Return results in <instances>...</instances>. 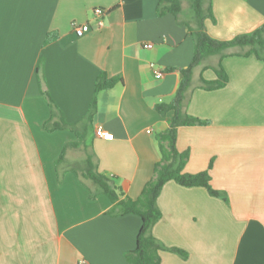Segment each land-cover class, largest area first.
Wrapping results in <instances>:
<instances>
[{
    "label": "crops",
    "instance_id": "0c3cea01",
    "mask_svg": "<svg viewBox=\"0 0 264 264\" xmlns=\"http://www.w3.org/2000/svg\"><path fill=\"white\" fill-rule=\"evenodd\" d=\"M158 1L0 0V264H126L140 219L110 216L104 195L90 199L95 188L81 175L82 146L65 151L66 170L55 167L77 139L43 129L44 93L75 124L88 112L97 77L121 78L96 95L87 151L98 173L137 199L159 161L155 137L168 127L154 105L172 100L178 70L193 56L192 38L179 24L189 22L182 18L187 0L177 20L158 16ZM210 7L205 31L217 41L264 24V0H211ZM95 8L105 11L100 28ZM72 22L91 31L76 37ZM47 36L54 40L44 45ZM218 62L209 57L194 70L187 94L185 112L207 125L180 127L176 146L188 152L184 172L207 171L227 203L202 188L165 184L151 234L187 257L160 251V264H264V61L223 58L226 86L206 91L200 76L215 80ZM98 126L113 139L96 138Z\"/></svg>",
    "mask_w": 264,
    "mask_h": 264
},
{
    "label": "trees",
    "instance_id": "16d2710c",
    "mask_svg": "<svg viewBox=\"0 0 264 264\" xmlns=\"http://www.w3.org/2000/svg\"><path fill=\"white\" fill-rule=\"evenodd\" d=\"M182 0H159L157 15L170 14L176 20L181 13ZM211 0H187L189 9L193 14L195 27L192 29L187 23L179 22L186 26L193 41V56L190 64L178 71L182 78L172 100L168 103L160 102L154 105L155 112L162 118H167L168 127L155 137L159 161L154 165L153 176L143 187L137 199L124 196L120 187L104 174L98 173L96 163L88 153L90 147L91 122L96 113V95L121 83L120 77H108L100 74L94 86V96L90 102L87 114L75 124H69L57 106L45 92L44 96L49 109V117L43 124L46 132L67 130L73 133L76 142L65 146L60 157L55 162V167L64 161V153L69 148L83 147L85 159L82 177L88 180L95 191L90 192V199L101 194L107 197L111 203L107 214L113 217L124 215H136L140 219V228L136 238L135 248L125 254L126 264H160V251H168L186 259V254L175 248H165L151 234L153 225L159 221L161 214L157 208V198L165 184L173 182L184 188H202L210 197L221 199L227 203V197L223 192L214 190L210 184V176L207 171L198 174L184 172L188 160V152H179L176 146L177 131L180 127L205 126L206 121L189 116L185 112L187 94L191 86L194 70L207 58L217 57L219 62L215 68H211L215 74V80L206 81L200 76L201 88L206 91L219 90L226 86L228 77L220 62L229 56L249 57L254 56L259 61H264V24L258 29L236 36L230 41H217L210 38L204 26L206 19H213L210 7ZM53 36H47L44 45L52 42ZM169 69L168 71H172Z\"/></svg>",
    "mask_w": 264,
    "mask_h": 264
},
{
    "label": "built area",
    "instance_id": "2783aa9c",
    "mask_svg": "<svg viewBox=\"0 0 264 264\" xmlns=\"http://www.w3.org/2000/svg\"><path fill=\"white\" fill-rule=\"evenodd\" d=\"M104 13L105 11L101 8H95L92 11L93 16L96 18V26L98 28L103 26L102 16L104 15ZM71 29L76 37H82L91 31V27L87 23L79 25L75 22H72ZM152 46H153L152 44H147L145 48L150 49L152 48ZM154 70H155L154 72H155V76L157 79L163 76V73L161 72V70H158L155 68ZM147 133H150V131H147ZM94 136L98 139L106 140V141L113 139V135L110 132L103 130L100 126L94 129ZM80 264H86V262L82 260Z\"/></svg>",
    "mask_w": 264,
    "mask_h": 264
},
{
    "label": "rangeland",
    "instance_id": "374dc122",
    "mask_svg": "<svg viewBox=\"0 0 264 264\" xmlns=\"http://www.w3.org/2000/svg\"><path fill=\"white\" fill-rule=\"evenodd\" d=\"M185 15H186V16H185ZM185 15H183L182 18H183L184 20L189 21L188 24H189V26L193 29V28L195 27V22L193 21V14H192L191 10L189 9ZM81 154H82V153H81ZM81 154H79L78 157L82 156ZM76 155H77V153H75V156H76ZM67 164H69V159H64V161L61 162V163L58 165V169H59V171L61 172V171L66 170ZM88 184L91 185V183H88Z\"/></svg>",
    "mask_w": 264,
    "mask_h": 264
}]
</instances>
